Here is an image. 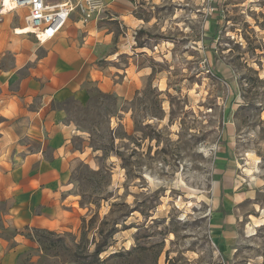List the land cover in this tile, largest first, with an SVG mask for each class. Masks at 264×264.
<instances>
[{
	"label": "rangeland",
	"instance_id": "rangeland-1",
	"mask_svg": "<svg viewBox=\"0 0 264 264\" xmlns=\"http://www.w3.org/2000/svg\"><path fill=\"white\" fill-rule=\"evenodd\" d=\"M137 6L151 74L51 101L75 154L55 191L81 216L26 230L20 264H264V0Z\"/></svg>",
	"mask_w": 264,
	"mask_h": 264
},
{
	"label": "crops",
	"instance_id": "crops-1",
	"mask_svg": "<svg viewBox=\"0 0 264 264\" xmlns=\"http://www.w3.org/2000/svg\"><path fill=\"white\" fill-rule=\"evenodd\" d=\"M103 2L102 15L83 22L72 13L44 42L15 32L25 28V9L0 23V264L26 259L35 247L26 230L67 231L81 216L68 191H55L75 154L69 146L73 129L60 121L51 101L65 93L80 97L89 83L127 97L134 83L151 74L139 64L146 52L138 34L146 24L136 15L138 0ZM9 14L19 18L14 29Z\"/></svg>",
	"mask_w": 264,
	"mask_h": 264
},
{
	"label": "built area",
	"instance_id": "built-area-1",
	"mask_svg": "<svg viewBox=\"0 0 264 264\" xmlns=\"http://www.w3.org/2000/svg\"><path fill=\"white\" fill-rule=\"evenodd\" d=\"M105 8L103 0H61L56 4H48L45 0H0V17L25 9V28L39 42H44L62 30L72 13L86 22L102 15Z\"/></svg>",
	"mask_w": 264,
	"mask_h": 264
},
{
	"label": "trees",
	"instance_id": "trees-1",
	"mask_svg": "<svg viewBox=\"0 0 264 264\" xmlns=\"http://www.w3.org/2000/svg\"><path fill=\"white\" fill-rule=\"evenodd\" d=\"M139 33H143V31H139ZM36 231V230H35ZM104 250H103V248H102V244H98V246H96V248L94 249V251H93V256L94 257H98V255L100 254V253H102ZM116 255V254H115ZM98 259V258H97Z\"/></svg>",
	"mask_w": 264,
	"mask_h": 264
},
{
	"label": "bare ground",
	"instance_id": "bare-ground-1",
	"mask_svg": "<svg viewBox=\"0 0 264 264\" xmlns=\"http://www.w3.org/2000/svg\"><path fill=\"white\" fill-rule=\"evenodd\" d=\"M15 32H16L17 34H19V33H23V32H25V33H29L28 29H26V28H23V29H17V30H15Z\"/></svg>",
	"mask_w": 264,
	"mask_h": 264
}]
</instances>
